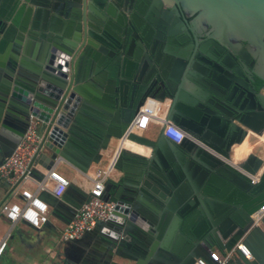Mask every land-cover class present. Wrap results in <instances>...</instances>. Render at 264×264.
Wrapping results in <instances>:
<instances>
[{
	"label": "water",
	"instance_id": "1",
	"mask_svg": "<svg viewBox=\"0 0 264 264\" xmlns=\"http://www.w3.org/2000/svg\"><path fill=\"white\" fill-rule=\"evenodd\" d=\"M26 1L24 14L27 4L17 11L12 0H0V165L21 143L32 116L42 138L31 175L57 162L88 174L109 160L116 144L118 150L111 166L120 174L105 182V198L117 207L106 222L67 242L65 264H217L212 254L239 242L252 258L236 249L227 264H264V216L254 219L264 207V175L256 182L252 177L264 159L249 151L235 167L228 158L233 146L260 137L264 93L246 86L239 70L222 79L210 74L208 84H198L199 73L183 66L186 55L177 53L166 65L160 54L145 52L144 32L125 41L95 35L99 45L91 48L92 33L76 23L68 0L46 9L43 0ZM164 1L171 13L179 15L181 4L196 14V23L211 26V42L237 60L243 42L264 52V0ZM166 98L165 121L197 141L176 144L132 129L149 99L163 106ZM80 146L85 157L76 153ZM41 196L56 215L62 200L48 191ZM88 199L71 203L69 219Z\"/></svg>",
	"mask_w": 264,
	"mask_h": 264
},
{
	"label": "flooded vegetation",
	"instance_id": "2",
	"mask_svg": "<svg viewBox=\"0 0 264 264\" xmlns=\"http://www.w3.org/2000/svg\"><path fill=\"white\" fill-rule=\"evenodd\" d=\"M12 1L13 5L17 6V11L27 4L24 14L27 12L30 4L26 0ZM43 1V9H46L58 0ZM68 1L73 11L71 16L76 23L82 25L87 34L92 33L91 48L96 49L94 44L99 45L95 35L104 38L112 34L125 41L129 38L133 39L136 33L144 32L146 41L142 48L145 52L160 54L166 65L174 64L175 54L186 55L183 66L185 69L199 73L202 79L198 80V84H208L210 74L222 79L226 72L239 70L245 75L246 86H252L264 93V52L256 47L250 48L246 42H243L240 49L242 52L240 60L227 50L221 51L211 42L212 38L209 35L211 26L196 23V14L190 13L181 4H177L180 12L177 15L176 12L171 13L173 6L166 4L164 0H161L162 4L159 0ZM30 39L26 34L24 44L28 46L29 52L32 51L33 46ZM231 53L236 55L234 51ZM257 74L263 79L257 77ZM196 92L203 95L204 89L199 87ZM167 101L171 103L169 98H166L165 102ZM80 149L81 151L76 153L84 156L82 152L84 149L81 146ZM116 174L120 173L115 171V176Z\"/></svg>",
	"mask_w": 264,
	"mask_h": 264
},
{
	"label": "built area",
	"instance_id": "3",
	"mask_svg": "<svg viewBox=\"0 0 264 264\" xmlns=\"http://www.w3.org/2000/svg\"><path fill=\"white\" fill-rule=\"evenodd\" d=\"M153 100V99H149ZM149 100L143 107L141 117L143 121L137 118L133 124L132 129L146 128L148 122L152 119H158L159 113L163 109L160 102L156 101L155 106L149 105ZM164 135L180 144L186 137V131L174 123H165L163 127ZM42 134L40 130V121L33 117L31 118L30 126L22 139L21 143L15 149L13 154L8 157L3 164L0 165V180L16 183L21 178H26L31 170L29 169L30 162L34 157L38 145L41 141ZM112 172V166L108 169H97L92 176L93 186L89 191V199L84 202L76 211L74 218L62 231L61 239L65 242L78 240L91 232L99 222H106L113 211L117 207V203L109 201L105 198V182ZM49 181L53 185L50 186ZM253 181L256 180L253 178ZM70 185V181L60 172L51 170L48 173V178L43 179L38 183V190L33 192L31 190L22 191L21 202H7L5 201L1 206V211L5 218L12 224L17 222H24L32 228L41 229L50 221V205L42 198L43 191L51 192L56 197H62ZM264 216V207L254 214V219L259 222ZM7 246V241L0 243V258ZM236 249L247 257L252 258L251 251L241 242L236 244L234 248L226 251L224 254H212L217 264H227L236 256ZM196 264H210L204 259H198Z\"/></svg>",
	"mask_w": 264,
	"mask_h": 264
},
{
	"label": "crops",
	"instance_id": "4",
	"mask_svg": "<svg viewBox=\"0 0 264 264\" xmlns=\"http://www.w3.org/2000/svg\"><path fill=\"white\" fill-rule=\"evenodd\" d=\"M156 104V101L149 100V105L155 106ZM169 105V101L165 102L158 119L150 120L146 128H135V131L151 139H156L161 134L164 135L163 127L165 123L176 124L173 121H165ZM99 107L104 108L105 105L101 103ZM143 116L144 114L140 121L144 122L142 120ZM85 119L88 122H93L90 113L86 114ZM186 134L183 142L185 140L197 141L187 132ZM164 137L168 139L165 135ZM254 138H257V136L248 137L246 143L251 152L264 159V151L259 148L261 143L259 140L261 138L259 137L260 139L257 141ZM170 141L173 142L172 140ZM261 141L264 142L262 139ZM115 147L116 150L113 151L109 160L102 162L100 165H94L88 174L83 173L79 168L70 163L57 162L48 169L40 167V172H34L33 175L29 174L26 178L20 179L16 183L5 179L0 180V243L4 240L7 241V246L0 258V264H65L64 261L67 258L69 245L61 239V234L74 218L69 219V216L72 215V211L70 210L71 203L79 202L84 195H89V191L93 186L92 176L97 169H108L116 162L118 157L117 144ZM229 163L234 165L230 161ZM51 170L60 172L70 181V185L64 195L59 197L62 200V204L56 211V215H53V209L50 207V221L41 229L32 228L21 221L15 224L10 223L1 211L4 199L7 198V202H21L22 191L31 190L36 192L39 187L38 183L48 178V173ZM114 176L115 171H112L109 177ZM49 183L52 187V181H49ZM15 185L17 187L13 191ZM93 243L94 241H91L88 245L93 246Z\"/></svg>",
	"mask_w": 264,
	"mask_h": 264
},
{
	"label": "bare ground",
	"instance_id": "5",
	"mask_svg": "<svg viewBox=\"0 0 264 264\" xmlns=\"http://www.w3.org/2000/svg\"><path fill=\"white\" fill-rule=\"evenodd\" d=\"M260 138L264 141V121L261 125L260 131L258 132ZM250 151L248 144L244 142L241 145H235L232 147L231 151L228 153V158L230 161L236 165L240 166V162L243 161L246 157L249 158L248 152ZM245 157V158H244ZM241 169V168H240ZM252 170H255V167H252ZM256 174L252 175V177L257 181L264 175V167H262L259 171H255Z\"/></svg>",
	"mask_w": 264,
	"mask_h": 264
},
{
	"label": "rangeland",
	"instance_id": "6",
	"mask_svg": "<svg viewBox=\"0 0 264 264\" xmlns=\"http://www.w3.org/2000/svg\"><path fill=\"white\" fill-rule=\"evenodd\" d=\"M259 139H260L259 137L254 138L255 141H257V140H259ZM259 141L261 142L259 148H260L262 151H264V142H262L261 139H260Z\"/></svg>",
	"mask_w": 264,
	"mask_h": 264
}]
</instances>
